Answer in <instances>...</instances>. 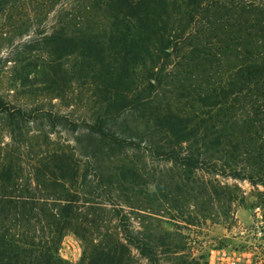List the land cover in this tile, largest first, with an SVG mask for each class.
<instances>
[{"label": "trees", "instance_id": "1", "mask_svg": "<svg viewBox=\"0 0 264 264\" xmlns=\"http://www.w3.org/2000/svg\"><path fill=\"white\" fill-rule=\"evenodd\" d=\"M18 1L0 0V29ZM34 1L47 33L16 48L47 53L51 100L77 80L90 96L78 117L0 98V264H82L59 254L67 232L86 264H163L177 246L135 229L127 188L173 207L234 197L196 171L264 184V0Z\"/></svg>", "mask_w": 264, "mask_h": 264}, {"label": "rangeland", "instance_id": "2", "mask_svg": "<svg viewBox=\"0 0 264 264\" xmlns=\"http://www.w3.org/2000/svg\"><path fill=\"white\" fill-rule=\"evenodd\" d=\"M50 8L45 2L20 0L7 13L5 25L0 29V98L13 104L25 102L78 117L88 103L90 92L87 87L79 86V80L71 81L69 87L63 88L64 97L61 100H51L46 84L50 74L49 56L44 50H37L36 45L23 51L15 46L24 39L39 40L45 36L53 12ZM19 30L24 31L23 35L18 34ZM17 50L20 52L15 56ZM14 56L17 59L14 60ZM33 56L39 59L35 60ZM1 133L5 142V129L1 128ZM63 137L70 140L67 133ZM226 157L222 156L221 160ZM245 157L239 152L232 159L240 160V166L246 170L252 164ZM140 162L146 163L145 169H142L146 173L149 168L165 169L170 165L151 164L142 159ZM196 174L208 184L229 187L234 197L226 201V197L220 195L210 201L208 194H200L196 199L185 195L172 207L156 197L151 203H146L142 193L137 198L136 193L131 192L132 189L144 190V184L130 187L127 192L136 198L132 201L135 207L124 208L130 212L135 229L156 233L165 243L176 244L177 252L160 253L163 264H173L177 259L191 264V258L200 264H264V184L214 172L196 171ZM147 188L152 189L153 185L149 184ZM101 217L108 216L101 214ZM102 224L111 231V235L114 233L112 216L111 222L105 220ZM82 249L83 242L79 237L67 232L62 238L59 254L72 263L80 261L86 264L85 260L81 261ZM139 261L147 264L142 258Z\"/></svg>", "mask_w": 264, "mask_h": 264}]
</instances>
